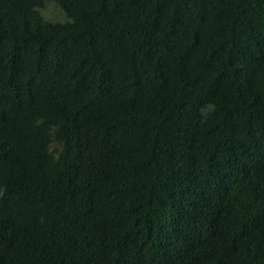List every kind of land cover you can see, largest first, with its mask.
Masks as SVG:
<instances>
[{"label": "trees", "instance_id": "16d2710c", "mask_svg": "<svg viewBox=\"0 0 264 264\" xmlns=\"http://www.w3.org/2000/svg\"><path fill=\"white\" fill-rule=\"evenodd\" d=\"M0 264H264V0H0Z\"/></svg>", "mask_w": 264, "mask_h": 264}, {"label": "rangeland", "instance_id": "374dc122", "mask_svg": "<svg viewBox=\"0 0 264 264\" xmlns=\"http://www.w3.org/2000/svg\"><path fill=\"white\" fill-rule=\"evenodd\" d=\"M46 11H47V13L52 14V15H57L58 17L62 16V14L58 11V9H56L54 7V5H51V4L47 6ZM59 19H61L60 21H64V20H62V18H59Z\"/></svg>", "mask_w": 264, "mask_h": 264}]
</instances>
